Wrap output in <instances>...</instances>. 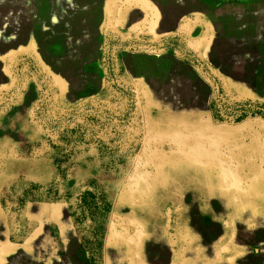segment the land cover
Listing matches in <instances>:
<instances>
[{
	"label": "rangeland",
	"instance_id": "rangeland-1",
	"mask_svg": "<svg viewBox=\"0 0 264 264\" xmlns=\"http://www.w3.org/2000/svg\"><path fill=\"white\" fill-rule=\"evenodd\" d=\"M107 54L128 124L45 127L125 113ZM239 102L264 106V0H0V264H264V116Z\"/></svg>",
	"mask_w": 264,
	"mask_h": 264
},
{
	"label": "trees",
	"instance_id": "trees-1",
	"mask_svg": "<svg viewBox=\"0 0 264 264\" xmlns=\"http://www.w3.org/2000/svg\"><path fill=\"white\" fill-rule=\"evenodd\" d=\"M108 45H110V44L109 43L106 44L107 49H109ZM127 45L128 44L125 42L124 46L126 47ZM164 46L172 48L175 51H178L186 59L193 62L194 64L197 63L195 58L190 57L191 53L188 50H185V47H183L181 42L178 40L177 36L171 37ZM28 60L30 61V67H31L32 71L35 74L40 75L39 71L37 69L36 63L34 61H32L31 58H29ZM106 64H107V76H108V79L110 81L112 90L118 94H120V93L124 94L125 96H127L129 98L128 108L126 109V111L123 115H121L119 117H115V116H113L114 112L111 109L106 108L104 105H102V104L97 105V104H93L91 101H86L85 103H82V104L76 106L72 110H70L67 113H65L64 115H62L57 121H55L54 124H52L51 122H45L43 125H45V127H48L49 129L54 128V127L56 128L59 124H61L63 122L65 123V121L69 122L73 118H76L77 116L84 115V114H93V115H98L100 117H103L108 121H117L115 124L116 125L118 124V126H122V127L126 126L129 122V118L131 117V113L134 109V107H133V103H134L133 93L129 92L128 88L126 89V87L117 84L116 79L114 78L111 60H110V57L108 54H107ZM40 80H41V78H40ZM42 90H43V97L44 98L42 99L43 104L41 105L40 108L45 107L48 104L49 99H50V93L47 91L43 82H42ZM218 92H219V94H221L222 91L220 90V88H219ZM236 105L239 106L241 111H251L256 115L264 116V106H262V105H252V104H249L247 102H239Z\"/></svg>",
	"mask_w": 264,
	"mask_h": 264
},
{
	"label": "crops",
	"instance_id": "crops-1",
	"mask_svg": "<svg viewBox=\"0 0 264 264\" xmlns=\"http://www.w3.org/2000/svg\"><path fill=\"white\" fill-rule=\"evenodd\" d=\"M131 11H134V13H137L138 10H136V8H132Z\"/></svg>",
	"mask_w": 264,
	"mask_h": 264
}]
</instances>
